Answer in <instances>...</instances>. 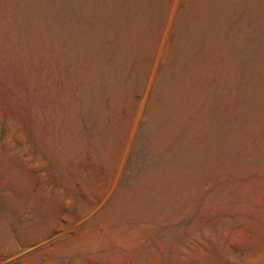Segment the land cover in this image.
<instances>
[{
    "label": "rangeland",
    "instance_id": "rangeland-1",
    "mask_svg": "<svg viewBox=\"0 0 264 264\" xmlns=\"http://www.w3.org/2000/svg\"><path fill=\"white\" fill-rule=\"evenodd\" d=\"M0 264H264V0H0Z\"/></svg>",
    "mask_w": 264,
    "mask_h": 264
}]
</instances>
